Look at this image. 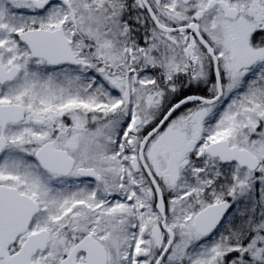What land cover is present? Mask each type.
<instances>
[{"label": "snow or ice", "instance_id": "6c2138e0", "mask_svg": "<svg viewBox=\"0 0 264 264\" xmlns=\"http://www.w3.org/2000/svg\"><path fill=\"white\" fill-rule=\"evenodd\" d=\"M0 264H264V0H0Z\"/></svg>", "mask_w": 264, "mask_h": 264}]
</instances>
